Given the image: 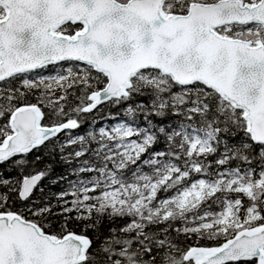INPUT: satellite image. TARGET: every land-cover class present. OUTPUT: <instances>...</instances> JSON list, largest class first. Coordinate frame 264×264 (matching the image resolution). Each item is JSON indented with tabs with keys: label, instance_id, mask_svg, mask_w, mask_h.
<instances>
[{
	"label": "snow or ice",
	"instance_id": "6c2138e0",
	"mask_svg": "<svg viewBox=\"0 0 264 264\" xmlns=\"http://www.w3.org/2000/svg\"><path fill=\"white\" fill-rule=\"evenodd\" d=\"M0 264H264V0H0Z\"/></svg>",
	"mask_w": 264,
	"mask_h": 264
}]
</instances>
